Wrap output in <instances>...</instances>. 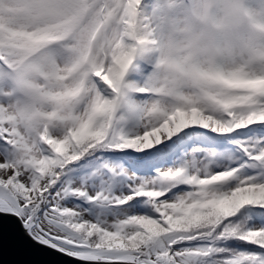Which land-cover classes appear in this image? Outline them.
I'll return each mask as SVG.
<instances>
[{
	"label": "snow or ice",
	"instance_id": "snow-or-ice-1",
	"mask_svg": "<svg viewBox=\"0 0 264 264\" xmlns=\"http://www.w3.org/2000/svg\"><path fill=\"white\" fill-rule=\"evenodd\" d=\"M133 107L104 138L20 158L0 128V249L14 264H264V116L224 106ZM232 203L218 240L147 236L132 249L102 236L143 231L129 217L182 204ZM243 225V230L239 226ZM98 229V230H97Z\"/></svg>",
	"mask_w": 264,
	"mask_h": 264
},
{
	"label": "rangeland",
	"instance_id": "rangeland-1",
	"mask_svg": "<svg viewBox=\"0 0 264 264\" xmlns=\"http://www.w3.org/2000/svg\"><path fill=\"white\" fill-rule=\"evenodd\" d=\"M36 1L0 0V6L31 5ZM194 1L196 4L199 0H55L74 6L75 27L67 34L62 26H57L60 21L42 23V27L37 28L31 16L23 24L9 22L0 16V128L9 133L6 139L15 151L21 156L41 160L40 138L35 132L49 142L69 146L70 136L78 138L96 130L95 105H114L116 123L133 107L150 108L153 99L161 95L149 86V81L164 62L160 48L162 21L182 22ZM67 19V16L61 17V20ZM253 27L257 33L261 32L255 24ZM27 39L37 44L34 51L21 46ZM245 43L248 50L243 55L249 54L250 66L264 71V38L253 36ZM85 54L88 68L79 70L74 82L69 70ZM242 56L234 57L233 62H238ZM41 64L46 69L53 68L54 73L49 75L44 71L37 79L27 74L31 67ZM93 65L96 74L89 71V66ZM50 79L54 83H48ZM260 85L264 89V83ZM18 89L22 94H18ZM66 93L74 94L72 106L58 109L55 98ZM207 95L206 103L194 100L209 111L221 106L231 108L236 113L234 121L237 118L243 121L245 117L240 113H247L251 107L256 110L253 116H264V93L256 95L245 89L216 87L208 90ZM185 98L191 96L186 94ZM35 108L52 121L48 123V130L38 122L32 125ZM233 210L232 203L182 204L164 219L169 227L195 225L201 221L216 224L219 216L230 215ZM128 219L134 225L145 222V217ZM150 219L145 231L147 236L164 233ZM136 232L129 229L124 236L123 233H110L113 240L104 244L111 248L132 249L130 236Z\"/></svg>",
	"mask_w": 264,
	"mask_h": 264
},
{
	"label": "clouds",
	"instance_id": "clouds-1",
	"mask_svg": "<svg viewBox=\"0 0 264 264\" xmlns=\"http://www.w3.org/2000/svg\"><path fill=\"white\" fill-rule=\"evenodd\" d=\"M73 9V5L39 0L31 5L0 6V16L20 24L27 22L29 16L34 25L48 20L60 21L57 26H62L64 34H67L75 27L76 13ZM62 16L68 19L61 20ZM253 36L264 38V31L257 33L250 24L245 0H199L194 9L188 10L182 22L162 21L160 48L164 62L149 81V86L161 95L153 99L151 107L186 106V94L206 103L208 90L217 87L211 75L234 57L242 56L248 50L246 39ZM21 46L29 51L37 48L31 39L24 40ZM87 60L85 54L69 70L74 82L78 79L79 70L88 68ZM31 71L34 76L44 71L49 75L54 73L53 68L46 69L43 64ZM48 83L54 81L50 79ZM79 86L77 83L76 87ZM55 99L58 109L70 108L74 94L57 95ZM33 115L38 121V115Z\"/></svg>",
	"mask_w": 264,
	"mask_h": 264
},
{
	"label": "trees",
	"instance_id": "trees-1",
	"mask_svg": "<svg viewBox=\"0 0 264 264\" xmlns=\"http://www.w3.org/2000/svg\"><path fill=\"white\" fill-rule=\"evenodd\" d=\"M35 67H31V69L29 70V72H27V74L29 73L31 76H33L34 78H38V76H34L32 75V69ZM89 71L93 72V70L96 68L95 66H89ZM20 69V68H17ZM83 92V91H82ZM109 93L112 92V90L108 91ZM18 94H22V92L20 93V90L18 89ZM37 104V103H36ZM35 104V107H36ZM37 108H35L36 110ZM251 111H254L253 109L250 108ZM37 111V110H36ZM35 111L34 114L38 115V121L36 119L32 120V125L35 122H38L39 124H41V126L45 129L48 130V123H52V121L50 119H48L47 116L39 114V112L37 113ZM256 113V111H255ZM93 114L94 117L96 118L95 122H96V130L92 131V132H87L85 135L78 137V138H74L73 136H70L68 138V141L70 142V145H76V144H80V143H84L87 142L89 140L92 139H100V138H104L105 136L109 135L110 133L114 132L116 130V126L117 124L120 123V121H117V115H115V108L114 105H104V106H99V105H95L93 108ZM241 117H249L251 118V116L249 115V111H247V113H240ZM115 122V123H114ZM31 128V127H30ZM35 132V130L33 131ZM37 134V137L40 138L39 139V147H40V151H41V159L45 156V148L50 146L51 149L53 151H61V150H65L67 147L69 146H65L64 144L59 145L58 143L55 142H49V140H47L44 136H41V133L39 132H35ZM14 148V146H12ZM17 155L22 158V159H31L30 156H21L19 151H16ZM40 161V160H37ZM225 216H219V218L217 219L216 224L215 223H207L206 221H201L200 223L197 224H193V225H189V226H168L167 228L164 227L163 224H160L157 221H153L151 217H145V222L141 223V227L143 228V231H138L136 233H133L130 237L132 240V244L133 245H138L141 241L144 240V238L147 236V234L145 233L146 228L148 227L147 225V221L149 220V218H151L150 220L154 222V224L159 227V229L162 231L164 230V233H169V232H176V233H180L179 236H177L175 239L179 240V239H189V238H196L199 237L201 240H218L220 239L221 235H225V234H231V228L234 227V225H226V229L228 230L227 233H217L216 232V228L218 227V225L220 224V222L224 219ZM241 226V225H240ZM241 228H243V225L241 226ZM98 230V229H97ZM121 233H117V235H120ZM122 236H124V233L122 234ZM150 236V235H149ZM102 240L105 242H108L110 240H113V236L112 234L108 233L107 231L104 232L103 236H102ZM218 264V262H217Z\"/></svg>",
	"mask_w": 264,
	"mask_h": 264
},
{
	"label": "bare ground",
	"instance_id": "bare-ground-1",
	"mask_svg": "<svg viewBox=\"0 0 264 264\" xmlns=\"http://www.w3.org/2000/svg\"><path fill=\"white\" fill-rule=\"evenodd\" d=\"M37 2H39V0L35 3ZM198 2L195 4L194 1L193 4H190L189 9H194ZM245 3L249 13V22L253 21L255 27L257 26L258 29L264 31V0H245ZM52 21L53 20H48L44 24H48ZM28 24H31V22L28 21ZM40 27H42V24L38 25L37 28ZM249 62V54L243 55L238 62H233L231 59L227 64L218 67L211 75V79L217 87L220 88L228 90L240 88L256 95L263 94L264 89L260 84L264 83V71L259 68H252Z\"/></svg>",
	"mask_w": 264,
	"mask_h": 264
},
{
	"label": "water",
	"instance_id": "water-1",
	"mask_svg": "<svg viewBox=\"0 0 264 264\" xmlns=\"http://www.w3.org/2000/svg\"><path fill=\"white\" fill-rule=\"evenodd\" d=\"M15 258L7 255L3 249H0V264H14Z\"/></svg>",
	"mask_w": 264,
	"mask_h": 264
}]
</instances>
